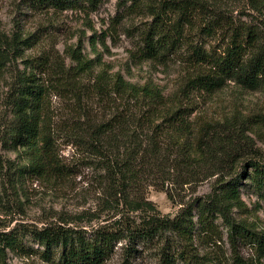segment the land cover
<instances>
[{
  "label": "rangeland",
  "instance_id": "obj_1",
  "mask_svg": "<svg viewBox=\"0 0 264 264\" xmlns=\"http://www.w3.org/2000/svg\"><path fill=\"white\" fill-rule=\"evenodd\" d=\"M204 1L212 13L235 20L248 19L245 0ZM126 5L129 4H124V0H101L93 8L58 11L30 0H0V32L9 39L14 34L30 37L28 45H20L16 52L9 50V59L0 63V231L16 229L20 236V244L8 251L9 264H53L55 256L44 258L37 240L22 233L27 227L42 228L65 221L90 232L117 220L129 217L138 222L140 216L148 215L144 210L127 207L122 194L114 193L116 187L99 167L95 151L102 145L91 131L109 117L116 98L112 90L99 89L101 77H110L111 81L119 73L130 83L157 88L171 105L188 106L192 129L188 141L200 140L213 156V160L203 162L204 169L214 162L224 172L239 166L241 173L246 159H264V92L228 80L214 92L183 95L181 88L186 76L191 75L189 65L177 56L165 60L138 56V29L151 17L131 14L125 10ZM206 39L207 47L209 42L214 44ZM85 60L88 64L84 68L80 64ZM37 64L42 67L37 68ZM30 73L36 74L45 88L51 81L56 85L59 82L57 87L46 89L39 109L41 121L51 126L57 161L64 165L59 170H54L48 159H43L40 170L22 169L29 162L27 148L16 146L10 137L14 96L22 75ZM109 81L106 83L110 85ZM219 178L222 175L216 173L186 184L181 179L175 182V177L164 184L163 180L156 185L143 181L140 191L156 214L174 217L189 203L209 199ZM240 194L244 204L233 207L232 216L264 232V200L246 178L242 179ZM197 209L193 210L194 240L186 244L189 258L193 254L210 255L217 248L203 232ZM214 219L221 236L217 238L218 249L229 255L228 229L221 217ZM164 243L174 255L183 245L181 238L169 230L162 238L147 242L130 244L122 239L103 264H167L161 257ZM238 248L245 257H256L248 245ZM174 264L185 261L176 259Z\"/></svg>",
  "mask_w": 264,
  "mask_h": 264
},
{
  "label": "trees",
  "instance_id": "obj_2",
  "mask_svg": "<svg viewBox=\"0 0 264 264\" xmlns=\"http://www.w3.org/2000/svg\"><path fill=\"white\" fill-rule=\"evenodd\" d=\"M30 1L63 11L82 6L93 8L101 0ZM124 4H129L125 10L131 14L151 17L138 29V56L157 60L177 56L189 65L191 75L186 76L181 88L183 95L214 92L228 80L264 92V0H245L244 12L248 18L245 20L212 13L204 0H124ZM29 38L14 34L9 39L0 32V63L9 59V50L16 52L20 45H28ZM206 38L214 44L209 42L207 47ZM78 59L81 61L79 56ZM87 64L85 60L80 65L85 68ZM41 67L37 64V68ZM109 79L106 76L98 81L100 90L106 87L116 98L112 101L109 117L92 127L91 136L102 145L95 154L99 157V167L116 187L114 193L122 194L123 202L131 210H144L148 215L140 216L138 222L129 217L117 220L90 232L62 221L42 228L27 227L22 233L37 240L43 247L44 258L50 260L55 256L53 264H103L118 241L147 242L155 237L162 238L166 230L176 233L183 242L182 249L175 255L169 253L164 243L161 257L167 264H174L176 259H184L185 264H264V232L232 216L233 207L244 204L240 194L243 178L264 200V159H246L241 173L239 166L224 172L214 162L204 169L203 162L210 161L213 156L200 140L188 141L192 135L188 106L171 105L157 88L130 83L119 73L113 80ZM57 85L51 81L45 88L36 74L22 75L14 96L15 116L10 137L16 146L27 148L29 162L22 169L28 172L43 168V159L51 160L54 170L64 166L57 161L51 126L43 123L39 114L46 89ZM216 173L222 178L216 182L210 198L197 204L189 203L174 217L156 214L151 202L146 201L140 191L143 181L156 185L175 177V182L181 179V183L186 184ZM227 174L229 177L225 178ZM165 191L170 194L168 189ZM195 208H198V222L203 232L217 248L210 255L193 254L189 258L186 244L194 240ZM215 217H221L228 229L229 255L218 249L217 238L221 236ZM19 237L16 229L0 231V264H9L8 251L20 244ZM241 244L253 248L256 257H245L238 248Z\"/></svg>",
  "mask_w": 264,
  "mask_h": 264
}]
</instances>
